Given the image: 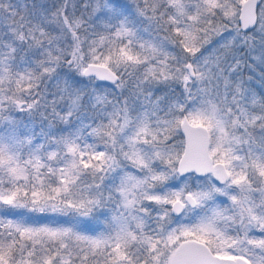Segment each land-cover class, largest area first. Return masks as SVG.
Instances as JSON below:
<instances>
[{
    "label": "snow or ice",
    "instance_id": "6c2138e0",
    "mask_svg": "<svg viewBox=\"0 0 264 264\" xmlns=\"http://www.w3.org/2000/svg\"><path fill=\"white\" fill-rule=\"evenodd\" d=\"M0 264H264V0H0Z\"/></svg>",
    "mask_w": 264,
    "mask_h": 264
}]
</instances>
